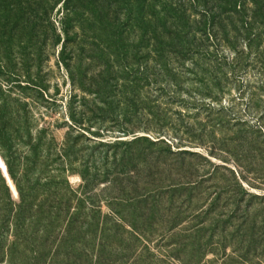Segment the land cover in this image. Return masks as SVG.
<instances>
[{
  "label": "trees",
  "instance_id": "obj_1",
  "mask_svg": "<svg viewBox=\"0 0 264 264\" xmlns=\"http://www.w3.org/2000/svg\"><path fill=\"white\" fill-rule=\"evenodd\" d=\"M52 53L72 86L62 141L34 115L55 102ZM230 74L250 78L254 114L221 139L238 152L264 140V0H0V156L18 194L0 169V264H264V196L179 147L217 153L204 137L230 132L210 104ZM135 116L157 137L93 130L99 117L130 136Z\"/></svg>",
  "mask_w": 264,
  "mask_h": 264
},
{
  "label": "rangeland",
  "instance_id": "obj_2",
  "mask_svg": "<svg viewBox=\"0 0 264 264\" xmlns=\"http://www.w3.org/2000/svg\"><path fill=\"white\" fill-rule=\"evenodd\" d=\"M51 18L53 20V23L57 29H59V13L57 10H55ZM42 73L40 74V78H42L48 87L47 96L49 98H52L51 103H44L39 104L38 107H34V115L35 117L39 118L38 126L41 128L42 126H50L54 127V134L56 138L60 141H62L66 135V132L68 131L67 127L65 126V123L67 122L68 118V110L67 107V101L70 98L72 86L70 85V82L67 78L66 70L63 68H60L57 65L56 56L51 54V58L49 61H46L42 65ZM37 71L34 69L33 73H36ZM227 81L225 80L222 83L221 92L217 93L216 102L210 103L212 105V108L215 109L214 112V119H224L230 122L228 126H226V129L228 128L230 132L223 131V135H218L216 137V140H211L210 138L204 137V140H207L209 142L213 141L216 144L217 153L210 154V150H208L207 147H198V146H188V145H181L179 147L180 150L187 149L190 151H195L198 153H202L204 155H208L209 159L216 165H222L227 166L228 168H232L234 170H238L241 175H243L247 181H244V186L249 189L250 193L252 195L256 196H264V187L260 186L259 182L264 181V140L263 138H259L257 135H253V140H249L248 147L241 151H234L235 143L233 142L234 146L231 144L224 143L222 138H224V134H227L228 137L233 136V133L238 132L240 129L241 132L248 130L247 126L240 127L236 126L237 120L238 121H246L250 120L251 117L254 115L252 112L247 111L245 100L247 99V93L242 94L243 92V85H245L249 81V77L241 76V75H229ZM27 84V83H26ZM25 84V85H26ZM27 96L29 97V101L32 103L33 99L35 98L36 94L32 90L27 91ZM208 102L210 100H207ZM221 110V111H220ZM220 111V112H219ZM98 114V112H95ZM205 113L202 112L201 116H199V122L198 124L204 125L203 121L205 117ZM89 116H91L89 114ZM97 119L95 122H97V125H95V128L93 130H98V128H104L106 127L108 131L106 135L102 138L103 140H115V139H132L135 136H150L152 138H155L154 127L153 124L142 120L137 119V117L131 118V123L128 125H123L125 128L133 129L132 132H136L135 134H132L130 136H124L122 133V126L117 125L115 122H109L104 121L103 123L102 119L99 117H96ZM237 119V120H234ZM193 120H191L192 122ZM208 121V120H207ZM195 122V120L193 121ZM250 122V121H249ZM253 123V122H251ZM194 124V123H193ZM208 124L205 123V125ZM211 124H209L206 127V132L204 134H207L210 132ZM151 128H147V127ZM198 134L201 132L203 133L204 129L203 126H198ZM146 129V130H145ZM150 130V131H147ZM203 130V131H202ZM101 139V140H102ZM206 141V142H207ZM237 144V143H236ZM220 149V150H219ZM227 149H230L228 151L229 153H226ZM246 150V151H245ZM245 151V152H244ZM1 157V156H0ZM2 159V158H1ZM238 166H242L245 168V170H249L250 173L248 174H242V169H238ZM221 175H224L225 177H229V175L226 173H221ZM262 178V179H260ZM9 181V184L11 186L12 195L15 200L18 198L17 191L15 187L13 186L11 180L7 178ZM74 185L79 184V179L77 177H74L71 179ZM210 191L209 193H211ZM213 195L210 197L212 198ZM167 196L164 197V203L160 206L163 210L164 208H169L167 205ZM207 203H204V206H208ZM253 203H255V209L257 208H263L264 203H262V200H253ZM203 204V200L196 206H200ZM259 205V206H258ZM160 209V216H168V213L166 211H161ZM219 210V209H218ZM104 213L109 212L108 208L106 206L103 207ZM264 220V216L260 217L258 220L259 222ZM210 223V222H209ZM197 224V221H194L191 225ZM230 251V250H229ZM209 259H213V256H209ZM178 264V263H176Z\"/></svg>",
  "mask_w": 264,
  "mask_h": 264
},
{
  "label": "water",
  "instance_id": "obj_3",
  "mask_svg": "<svg viewBox=\"0 0 264 264\" xmlns=\"http://www.w3.org/2000/svg\"><path fill=\"white\" fill-rule=\"evenodd\" d=\"M0 169L4 173L5 177L9 178L8 177V173H7L6 166H5L4 162L2 161L1 157H0Z\"/></svg>",
  "mask_w": 264,
  "mask_h": 264
}]
</instances>
